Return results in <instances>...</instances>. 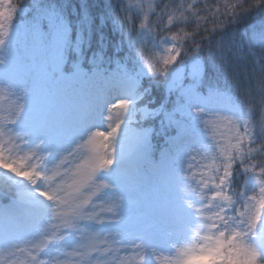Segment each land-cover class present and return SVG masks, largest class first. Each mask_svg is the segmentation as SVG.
<instances>
[{
	"label": "snow or ice",
	"instance_id": "snow-or-ice-1",
	"mask_svg": "<svg viewBox=\"0 0 264 264\" xmlns=\"http://www.w3.org/2000/svg\"><path fill=\"white\" fill-rule=\"evenodd\" d=\"M0 253L264 264V0H0Z\"/></svg>",
	"mask_w": 264,
	"mask_h": 264
},
{
	"label": "trees",
	"instance_id": "trees-1",
	"mask_svg": "<svg viewBox=\"0 0 264 264\" xmlns=\"http://www.w3.org/2000/svg\"><path fill=\"white\" fill-rule=\"evenodd\" d=\"M13 2H18V0H13ZM210 2H213V0H210ZM2 103L4 104L5 107H8L11 102L7 101V100H4V101H2ZM5 203H6V201H5ZM1 255H3V254L0 253V257H1ZM5 261H6V259L3 260V261H0V264H5Z\"/></svg>",
	"mask_w": 264,
	"mask_h": 264
},
{
	"label": "rangeland",
	"instance_id": "rangeland-1",
	"mask_svg": "<svg viewBox=\"0 0 264 264\" xmlns=\"http://www.w3.org/2000/svg\"><path fill=\"white\" fill-rule=\"evenodd\" d=\"M146 194H147V191H146ZM1 257H2V255H1ZM6 258H4V259H0V261H3V260H5ZM138 257H137V261H138ZM162 260H163V257H162Z\"/></svg>",
	"mask_w": 264,
	"mask_h": 264
}]
</instances>
